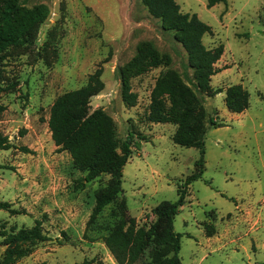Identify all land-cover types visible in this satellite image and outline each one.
I'll return each mask as SVG.
<instances>
[{
	"label": "rangeland",
	"instance_id": "1",
	"mask_svg": "<svg viewBox=\"0 0 264 264\" xmlns=\"http://www.w3.org/2000/svg\"><path fill=\"white\" fill-rule=\"evenodd\" d=\"M175 1L181 13L195 14L210 27L212 34L202 38L206 48L223 46L210 81L222 92L212 97L198 92L186 52L141 0H21L26 9L42 5L48 16L26 44L0 50L5 107L0 131L11 145L0 150V202L16 211H0V261L15 249L6 245L3 231L39 221L48 240L20 245L27 255L12 264H117L103 238L119 227L133 236L127 264H152L153 246L142 247L156 220L152 210L177 200L178 185L196 171L200 156L199 150L173 142L177 119L148 121L155 84L173 72L202 106L205 128L203 174L188 186L173 221L181 236L180 261L264 264V0H226L211 9L206 0ZM143 42L168 56L170 64L129 79L135 96L129 107L121 99L120 71ZM97 70L103 89L90 98L87 113L102 110L120 141L132 132L137 144L122 172V193L89 222L111 176L102 174L77 189L85 173L74 168L67 152H57L47 121L54 101L85 86ZM234 85L249 94L241 114L225 106V92Z\"/></svg>",
	"mask_w": 264,
	"mask_h": 264
},
{
	"label": "trees",
	"instance_id": "2",
	"mask_svg": "<svg viewBox=\"0 0 264 264\" xmlns=\"http://www.w3.org/2000/svg\"><path fill=\"white\" fill-rule=\"evenodd\" d=\"M148 14L159 20L161 27L171 31L175 41L186 52L187 62L193 71V78L198 92L212 97L222 91L210 86L211 78L218 73L215 64L223 54V46L206 48L202 43L204 35H211V29L198 19L195 14L181 13L175 0H141ZM218 4H226V0H206V7L213 8ZM48 12L42 5L26 9L21 0H0V50L18 48L28 42L37 27L46 20ZM136 55L120 71L122 84L121 99L124 105L133 106L135 96L130 92L129 79L151 68L168 66L170 59L166 55H158L148 42L140 43ZM101 71L97 70L89 76L86 85L75 91L59 96L50 108L47 126L51 140L57 152H67L74 168L85 173L76 181V188L83 189L86 183L102 174L111 176L107 191L96 198L90 216L92 222L103 209L122 193V172L137 144L133 133L129 132L125 140L117 138L112 119L102 110L88 112L90 98L103 89ZM14 87H9L12 89ZM5 89V90H9ZM1 91H4L0 89ZM189 95V98L186 96ZM248 92L242 85L229 87L225 92V106L234 114H241L248 108ZM179 99V101H178ZM189 101L187 103L186 101ZM168 106V107H167ZM5 107L0 105V114ZM196 112V117L188 118ZM204 110L196 97L185 87L179 77L168 72L159 78L151 93V104L148 121L154 124H174L178 120V129L173 136L176 145L199 150V159L195 162L196 171L177 187L175 202H162L153 210L155 222L145 234L142 247L153 246L152 264H182L179 258L180 234L174 232L173 221L182 205L185 204L188 186L203 174L204 167ZM211 125H215L210 119ZM136 139L142 140L143 137ZM11 145L8 138L0 131V150H8ZM24 153H31L23 148ZM125 200L121 199L120 216L125 217ZM0 211L16 214L11 205L0 202ZM6 245L15 246L0 261V264H12L13 261L27 255L26 250L19 248L23 244L39 243L48 240L42 233L41 223L36 221L31 228L16 231H3ZM132 233L116 228L104 237V243L110 250L117 264H127L130 252ZM81 264H88L83 262Z\"/></svg>",
	"mask_w": 264,
	"mask_h": 264
}]
</instances>
